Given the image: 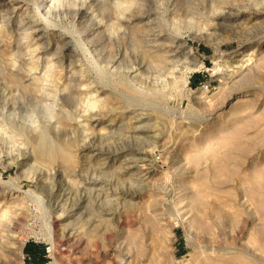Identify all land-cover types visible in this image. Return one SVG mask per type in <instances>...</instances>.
<instances>
[{"label": "rangeland", "instance_id": "1", "mask_svg": "<svg viewBox=\"0 0 264 264\" xmlns=\"http://www.w3.org/2000/svg\"><path fill=\"white\" fill-rule=\"evenodd\" d=\"M0 62V264H264V0H0Z\"/></svg>", "mask_w": 264, "mask_h": 264}, {"label": "bare ground", "instance_id": "2", "mask_svg": "<svg viewBox=\"0 0 264 264\" xmlns=\"http://www.w3.org/2000/svg\"><path fill=\"white\" fill-rule=\"evenodd\" d=\"M42 1H46V0H42ZM39 2H40V1H39ZM119 2H120V1H119ZM119 2H116V3L119 5ZM53 3H54V2H53ZM56 3H57V2H56ZM85 6H86V5H85ZM80 7H83V6H80ZM80 7H79V8H80ZM118 7H119V6H118ZM46 8H47V7H46ZM86 8H87V7H86ZM86 8H85V9H86ZM48 9H49V8H48ZM119 9H120V8H119ZM122 9H123V8H122ZM78 10H79V9H78ZM39 11H41V10H39ZM39 11H38V12H39ZM44 11H45V10H44ZM48 12H49V11H48ZM52 14H53V13H52ZM89 15H90V14H89ZM44 16H45V15H44ZM28 18H29V17H28ZM32 18H33V17H32ZM85 18H86V17H85ZM8 20H9V19H8ZM89 20H91V19H89ZM33 22H34V21H33ZM7 23H8V22H7ZM30 23H31V22H30ZM8 24H9V23H8ZM93 24H94V23H93ZM19 25H20V24H19ZM91 26H92V25H91ZM6 27H7V26H6ZM25 27H26V26H25ZM19 28H20V27H19ZM110 28H111V27H110ZM29 30L31 31V29H29ZM25 31H26V30H25ZM26 32H27V31H26ZM22 34H23V33H22ZM20 35H21V34H20ZM24 35H25V34H24ZM21 37H22V36H21ZM72 38H73V37H72ZM179 38H180V36H179ZM22 40H23V38H22ZM24 42H25V41H24ZM173 42H174V41H173ZM20 43H21V42H20ZM67 45H68V44H67ZM172 45H173V43H172ZM18 46H19V45H18ZM63 46H64V45H63ZM63 46H62V47H63ZM94 50H95V49H94ZM173 50H174V49H173ZM100 51H101V50H100ZM171 51H172V50H171ZM63 52H64V51H63ZM104 52H105V51H104ZM22 53H23V52H22ZM30 53H31V52H30ZM97 54H98V53H97ZM167 54H168V51H167ZM105 55H106V54H105ZM157 55H158V54H157ZM189 55H190V54H189ZM63 56H64V55H63ZM15 58H17V57H15ZM143 59H144V58H143ZM162 59H163V58H162ZM25 60H26V59H25ZM70 60H71V59H70ZM155 60H156V59H154V61H155ZM159 60H160V59L158 58V61H159ZM191 60H192V59H191ZM158 61L156 60L155 63H158ZM162 61H163V60H162ZM162 61H161V62H162ZM56 62H57V61H56ZM0 63H1V62H0ZM20 63H21V62H20ZM76 63H77V62H76ZM155 63H154V64H155ZM70 64H71V63H70ZM150 64H151V63H150ZM15 65H16V64H15ZM58 65H59V64H58ZM195 65H197V64H195ZM13 66H14V65H13ZM20 66H21V64H20ZM139 66H140V65H139ZM173 66H174V65H173ZM197 66H200V63H199V65H197ZM14 67H15V66H14ZM65 67H66V66H65ZM135 67H136V66H135ZM156 67H157V66H156ZM2 69H3V68H2ZM75 69H76V68H75ZM75 69L73 68L72 71L75 70ZM129 69H130V68H129ZM129 69H128V70H129ZM135 69H136V68H135ZM124 70H125V69H124ZM148 70H149V69H148ZM155 70L157 71V69H155ZM14 71H15V70H14ZM17 71H18V69H17ZM24 71H25V70H24ZM152 71H153V70H152ZM174 71H175V70H174ZM8 72H9V71H8ZM10 72H11V71H10ZM132 72H133V71H132ZM135 72H136V71H135ZM150 72H151V70H150ZM150 72H149V73H150ZM183 72H184V71H183ZM162 73H163V71H162ZM20 74H21V73H20ZM180 74H181V73H180ZM167 75H168V74H167ZM5 76H6V75H5ZM67 76H68V75H67ZM110 76H111V74H110ZM171 76H172V75H171ZM68 78H69V77H68ZM71 78H72V77H71ZM102 78H103V77H102ZM168 78H169V77H168ZM13 79H14V78H13ZM74 79H75V77H74ZM166 80H167V79H166ZM14 81H15V80H14ZM76 81H77V80H76ZM2 83H4V82H2ZM1 85H2V84H1ZM18 85H19V84H18ZM43 85H44V84H43ZM79 85H80V84H79ZM83 85H84V84H83ZM109 85H110V84H109ZM28 86H29V85H28ZM89 86H90V85H89ZM89 86H88V87H89ZM19 88H20V87H19ZM21 90H22V89H21ZM33 91H34V90H33ZM35 91H36V90H35ZM25 92H26V91H25ZM4 93H5V92H4ZM35 93H36V92H35ZM51 93H52V92H51ZM32 94H33V93H32ZM91 94H92V93H91ZM49 95H50V94H49ZM63 95H64V94H63ZM86 95H87V94H86ZM29 96H30V95H29ZM91 96H92V95H91ZM13 97H14V96H13ZM13 97H12V99H13ZM43 97H44V96H43ZM48 97H49V96H48ZM48 97H47V98H48ZM15 98H16V96H15ZM49 98H51V95H50ZM87 98H88V97H87ZM0 99H1V98H0ZM85 99H86V98H85ZM37 100H38V99H37ZM37 100H36V101H37ZM53 100H54V99H53ZM56 100H57V98H56ZM86 100H87V99H86ZM25 101H26V100H25ZM51 101H52V100H51ZM89 101H90V100H89ZM96 101H97V100H96ZM6 102H7V100H6ZM23 102H24V101H23ZM28 102H29V101H28ZM49 102H50V101H49ZM128 102H129V101H128ZM25 103H26V102H25ZM29 103H30V102H29ZM95 103H96V102H95ZM38 104H39V103H37V105H38ZM40 104H41V103H40ZM43 104H46V102L43 103ZM59 104H60V103H59ZM97 104H98V103H97ZM42 106H43V105H42ZM52 106H53V105H52ZM88 106H89V105H88ZM23 107H24V106H23ZM32 107H33V106H32ZM19 108H20V107H19ZM37 108H38V106H37ZM37 108H36V109H37ZM39 108H40V107H39ZM39 108H38V109H39ZM46 108H47V107H46ZM52 108H53V107H52ZM1 109H2V108H1ZM36 109H35V110H36ZM22 110H23V109H22ZM26 110H27V109H26ZM33 110H34V109H33ZM35 110H34V111H35ZM48 110H49V109H48ZM53 110H54V109H53ZM53 110H52V111H53ZM7 111H8V110H7ZM17 111H18V110H17ZM17 111H16V112H17ZM34 111H33V113L36 114V112H34ZM39 111H40V110H39ZM85 111H86V110H85ZM0 112H1V111H0ZM16 112H15V113H16ZM42 112L44 113V111H42ZM46 112H47V111H46ZM69 112H70V111H69ZM30 113L32 114V112H30ZM90 113H92V112H90ZM17 115H18V114H17ZM19 115H20V114H19ZM42 115H43V114H42ZM57 115H58V114H57ZM25 116H26V115H25ZM32 116H34V115H32ZM40 116H41V115H40ZM45 116H46V115H45ZM140 116H141V115H140ZM14 117H15V116H14ZM34 117H35V116H34ZM46 117H47V116H46ZM9 118H11V117L9 116ZM30 118H31V117H30ZM54 118H55V117H54ZM134 118H135V117H134ZM33 119H35V118H33ZM36 119H37V118H36ZM40 119H41V118H40ZM49 119H52V118H48V120H49ZM29 120H30V119H29ZM95 120H96V119H95ZM45 122H46V121H45ZM25 123H26V122H25ZM51 123H52V122H51ZM49 124H50V123H49ZM34 125H35V124H34ZM55 125H57V124H55ZM55 125H54V127H55ZM98 125H99V124H98ZM0 127H1V126H0ZM21 127H22V126H21ZM36 127H37V126H36ZM100 127H101V126H100ZM65 128H66V126H65ZM65 128H64V129H65ZM102 128H103V127H102ZM62 129H63V128H62ZM53 130H54V129H53ZM83 130H84V129H83ZM136 130H137V129H136ZM85 131H86V130H85ZM2 132H3V131H2ZM63 132H64V131H63ZM73 132H74V131H73ZM91 132H92V131H91ZM103 132H105V131H103ZM103 132H102V133H103ZM7 133H8V132H7ZM83 133H84V132H83ZM85 133H87V132H85ZM118 133H119V132H118ZM120 133H121V132H120ZM51 135H52V134H51ZM96 135H97V134H96ZM103 135H104V134H103ZM105 135H106V134H105ZM40 136H41V135H40ZM84 136H85V134H84ZM124 137H125V136H124ZM92 138H93V137H92ZM126 139H127V138H126ZM91 142H92V141H91ZM91 144H92V143H91ZM142 144H143V143H142ZM124 147H125V146H124ZM87 148H88V147H87ZM121 148H122V147H121ZM59 150H60V149H59ZM64 150H65V149H64ZM95 151H96V150H95ZM90 152H91V151H90ZM21 156H22V155H21ZM107 156H108V155H107ZM17 158H18V157H17ZM91 158H92V157H91ZM18 159H19V158H18ZM107 159H108V158H107ZM105 160H106V159H105ZM16 161H17V160H16ZM63 161H64V160H63ZM93 161H94V160H93ZM144 163H145V162H144ZM102 166H103V165H102ZM119 168H120V167H119ZM100 170H101V169H100ZM102 170H103V169H102ZM96 172H97V171H96ZM59 173H60V172H59ZM100 173H102V172H100ZM97 175H98V174H97ZM63 177H64V176H63ZM87 177H88V176H87ZM99 177H100V174H99ZM60 178H61V177H60ZM91 178H92V177H91ZM95 178H96V177H95ZM95 178H94V179H95ZM96 179H97V178H96ZM90 180H91V179H90ZM95 181H96V180H95ZM100 181H101V180H100ZM60 182H61V181H60ZM92 182H94V181H92ZM98 184H99V183H98ZM100 186H101V184H100ZM94 187H95V186H94ZM88 188H89V187H88ZM90 189H91V188H90ZM95 190H96V189H94V192H95ZM99 190H100V189H99ZM112 192H113V191H112ZM84 193H85V192H84ZM88 194H89V193H88ZM94 194H95V193H94ZM83 195H84V194H83ZM95 195H96V194H95ZM71 196H72V195H71ZM88 196H90V195H88ZM93 197H94V195H93ZM98 197H99V196H98ZM103 197H104V196H102V198H103ZM83 198H84V197H83ZM104 198H105V197H104ZM164 198H165V197H164ZM86 199H87V198H86ZM95 199H96V197H95ZM99 199H100V198H99ZM73 200H74V199H73ZM108 200H109V199H108ZM65 201H66V200H65ZM85 201H86V200H85ZM46 237L48 238V241H49V242L52 241V234H51V233H49V235L46 236ZM51 243H52V242H51ZM158 263H159V262H158ZM158 263H157V264H158Z\"/></svg>", "mask_w": 264, "mask_h": 264}, {"label": "built area", "instance_id": "3", "mask_svg": "<svg viewBox=\"0 0 264 264\" xmlns=\"http://www.w3.org/2000/svg\"><path fill=\"white\" fill-rule=\"evenodd\" d=\"M33 233L34 234H32L29 237H34V238H38V239L42 238L43 239L44 238L43 236H45V234L41 231H34Z\"/></svg>", "mask_w": 264, "mask_h": 264}, {"label": "crops", "instance_id": "4", "mask_svg": "<svg viewBox=\"0 0 264 264\" xmlns=\"http://www.w3.org/2000/svg\"><path fill=\"white\" fill-rule=\"evenodd\" d=\"M36 246L34 245V244H28V251L31 253V254H33V255H35V251H36V248H35Z\"/></svg>", "mask_w": 264, "mask_h": 264}]
</instances>
